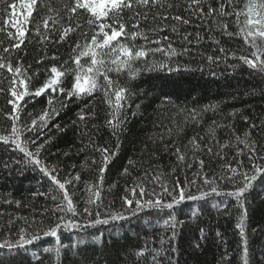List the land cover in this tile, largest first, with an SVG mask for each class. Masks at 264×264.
<instances>
[{
    "label": "trees",
    "instance_id": "1",
    "mask_svg": "<svg viewBox=\"0 0 264 264\" xmlns=\"http://www.w3.org/2000/svg\"><path fill=\"white\" fill-rule=\"evenodd\" d=\"M20 1L22 0H0V29H5L0 31V41H3L0 53H3L4 47L15 42L7 37L8 31L15 34V28L11 23L6 27L4 22H12L13 7ZM65 3H68V0H37L29 21L23 24V27L28 29L24 44L17 51L10 49L13 67L19 60L24 68L28 69L27 76L31 77V82L27 84L29 92H34L44 84L49 76L47 70L52 66L61 70L62 66L74 69L72 58L76 44L90 41L92 32L98 31L95 27L89 28L88 14L81 11L71 21L73 27L77 23L80 27L61 41V31L70 23L64 8ZM245 3L246 0H236V10L244 9ZM128 15L130 13H125L126 30L131 31L130 24L134 21L129 22ZM45 19L49 20V28L52 31L43 32ZM240 19L243 21L244 17L241 16ZM234 20V16L227 18L228 31L233 33L238 30ZM36 23L41 24V30L49 37L48 40L36 35ZM156 23L159 24L160 21L157 20ZM198 24L200 21L194 17L189 25L180 29L181 35L185 32L193 34L189 37L191 43L183 41L168 29L160 33L162 36H168L178 51L188 48L187 54L173 57L171 60L159 53L146 58L149 64L163 61L173 68L179 64L183 66L180 71L151 69L138 61L135 66L140 68L141 72L136 78L130 79L126 73H109L111 79L118 80L120 86L131 92L126 101V118L118 141L105 123L112 118L109 114L112 109L104 101L101 92L93 93L91 97H73L66 101V107L63 108L57 99L54 106L59 115L48 122L38 140V143H43L51 137L50 144L45 146L40 158L49 168L56 166L57 178L61 182L80 175L79 181L66 185V188L81 212L89 195L87 186L96 183L101 166V155L93 150L89 139L91 138L97 146L116 152L117 155L111 159L103 174L101 197L104 206L100 211L102 214L120 212L127 217L126 220L89 226L91 218L76 216L80 227L58 230L60 243L66 246L61 248L59 257L54 252L44 251L46 247L56 246V238L43 236L42 232L39 240L21 247L16 243L20 228H27L26 235L39 229L47 230L57 222L58 216L63 215H53L51 212L63 194L56 190L48 176L40 171L39 166L29 163L23 153L14 149L11 141L8 144L0 141V264H151L152 256L156 252L160 253L156 256L159 264H168L169 260L171 264H225L228 261L231 264H243L241 237L239 229L236 228L240 210L235 197L227 194L236 187L231 181L217 179L218 194L213 193L205 200H185L173 209L144 208L133 214L126 209L121 199L125 195L131 198L130 191L126 189L135 187L137 182L142 183L147 192H159V184L153 182L157 173L165 174L164 179L170 187L177 179L184 187L186 177L188 180L195 178L196 185L188 186L187 190L193 195H199V190H207L202 179L195 176L200 169V160L204 161L203 171L209 177L231 175L224 166L231 164L237 167V160H243L244 169L249 170L251 164L247 157L237 156L238 150L249 151L240 143L246 138V132L250 133L247 137L249 143L252 140L256 142V155L264 156V74L248 68L232 55L236 53V56L251 58V53L256 49L250 44H245L241 37L229 38L219 29L209 33L208 26L197 27ZM153 26L150 23H141L140 28L147 30ZM196 32L200 33L199 42ZM210 35L214 39H209ZM151 38L157 37L152 35ZM120 40L121 43H130L125 37ZM215 40L220 43L217 45ZM134 43L139 46L145 42L137 37ZM115 44L116 42H113V46ZM258 44L264 47V42L258 40ZM220 48L226 49L227 55L220 52ZM3 55L7 57L9 53ZM53 56L55 60L52 59ZM208 56L221 59L213 62L207 59ZM103 58L107 62L114 56ZM66 61L68 63L65 65ZM89 63V58L81 59V64L85 67ZM185 68L189 70H184ZM12 78L13 74L6 68L0 69V88L4 89L0 92V135H9L12 127V105L8 103V100L12 99ZM73 82L74 73H69L64 77L62 87L67 90ZM19 87L23 90V86ZM57 96L66 99V93L49 91L40 97L26 96L24 100L19 101L22 111L19 113L21 119L17 126L22 128L24 124H30L32 119L48 107L49 98ZM213 104L219 106L218 110L203 112L199 123L189 122L190 117L186 119L187 111H180L193 108L199 110L205 105ZM86 105L88 107L85 120L81 122L78 114ZM89 111L94 112V116L89 117ZM213 121L216 122L214 126ZM252 125L256 127L253 128ZM210 126L215 127L214 139L209 134ZM178 128L183 130L178 133ZM169 129L172 130L170 135ZM28 136L36 138L33 134L24 133L21 140ZM193 137L197 138V144L200 146L197 150L189 144ZM200 137H203V140ZM225 144L227 146L221 149L220 145ZM175 147H179L185 154L184 162H179L173 154ZM208 147L212 148L211 153L207 151ZM33 149L34 146L29 144V150ZM93 160L96 161L95 164L92 163ZM129 160L135 162L133 166H129ZM189 163L191 168L187 167ZM256 163L264 164V159H257ZM126 167L129 174H122ZM173 168L176 169L174 174ZM239 179L237 177V180ZM262 188L264 185L256 184L255 189L249 190L245 197V231L251 264H264ZM54 195L58 197L56 202L51 199ZM150 198L152 197L147 195L144 197ZM166 199L170 200V197ZM170 216L181 222L175 229V236L171 227L164 223ZM72 218L69 213L67 219ZM5 241H9L13 246L4 247Z\"/></svg>",
    "mask_w": 264,
    "mask_h": 264
},
{
    "label": "snow or ice",
    "instance_id": "2",
    "mask_svg": "<svg viewBox=\"0 0 264 264\" xmlns=\"http://www.w3.org/2000/svg\"><path fill=\"white\" fill-rule=\"evenodd\" d=\"M36 3L37 0H29L26 5L28 13L24 16L25 23L29 21L33 5ZM213 5L217 6L214 7ZM64 8L70 23L68 27L62 29L60 34L61 41L65 40L70 33L75 32L77 28L80 27L79 23L73 27L71 21L73 17L77 16L81 11L88 14L89 19L87 23L89 28L92 29L95 27L98 29V31L92 32L90 41H86L84 44H76V47L73 49L74 57L72 58L75 64L74 69L62 66L63 70H61V68L52 66L47 70L49 76L44 84L36 88L34 92H29L27 84L31 82V77L27 76L28 69L24 68L19 60H17L16 66L13 67L12 55L10 52V49L14 52L21 48V45H23L25 41L26 32L28 31L26 27L19 26L18 22L12 23L7 20L4 22L6 27L11 23L12 27L15 28V34L11 31L7 32L8 39L15 42L3 48V53H9L7 57H5L3 53H0V69L6 68L9 73L13 74L10 88L12 99L8 100V103L12 105V112L10 114L12 127L9 135H0V141L5 144L11 141L14 149L23 153L24 158L28 160L29 163L39 166L40 171L48 176L56 190L61 191L63 194L59 202H56L58 200L57 196L54 195L51 197V199L56 202L54 208L51 209L52 214H63L57 217V222L47 230L39 229L28 235H26L27 228H20L18 230L19 238L16 243L21 247L24 245H31L34 241L41 238L40 232H42L43 236L56 238V246L46 247L44 251L48 253L54 252L57 257L60 256L61 248L66 247L60 243L58 230L67 229L69 227H80V223L75 219L76 216L83 215L91 218L89 220V226L108 224L110 221L127 219V217L120 212H105L102 214L100 211L104 206L101 197L103 174L111 159L117 155L116 152L111 151L107 147L97 146L91 138L89 139V144L93 147V150L98 151L101 155V166L99 167V177L96 183L87 186L89 195L84 201L85 207L82 212L78 211L77 205L73 203V197L66 188V185H72L74 181H79L80 175L77 174L75 177L65 179L64 182H61V180L57 178L58 172L56 166L53 165L49 168L40 158L42 151L45 150V146L50 144L51 137L44 140L43 143H38V140L40 136L43 135V130L48 126V122L59 115L57 108L54 106L57 99L59 100L60 107L63 108L66 107V101H70L73 97L79 99L84 96L91 97L93 93L96 92L103 93L104 101L112 109L109 113L112 118L106 120L105 123L118 141L119 132L126 118L124 115L126 101L131 96V92L120 86L118 80L114 81L111 79L109 73L114 72L117 75L126 73L130 79L136 78L141 72V69L135 66L138 61L143 62L151 69L159 68L160 70H167L168 72L180 71L183 66L179 64H177L175 68L163 61L149 64L146 58L155 56L159 53L168 60H171L173 57L187 54L189 51L188 48L185 47L181 51H178L173 47L171 39L168 36L160 35V33L168 29L171 33L180 36L183 41L191 43L192 41L189 37L193 34L185 32L181 35L180 29L189 25L194 17L200 21L197 27L201 25L208 26L209 33L219 29L223 34L229 36V38L238 36L243 39L245 44H250L252 48L256 49L251 53V58L244 55L236 56V53H232V55L244 65L248 66V68L264 74V47H260L258 44V40L264 42V0H246L244 9L240 11L236 10V0H68ZM49 10L51 11V9ZM125 13H130L127 17L129 22L134 21V23L130 24L131 31L126 30ZM233 16L235 17L233 23L238 29L235 33L228 31L229 23L227 22V18ZM241 16L244 17L243 21L240 19ZM157 20L160 21L159 24L156 23ZM167 21H172V23L169 24ZM54 23H56V21H54ZM141 23H150L154 26L144 30L140 28ZM4 30L5 29H0V31ZM48 31H52V29L49 28V20L45 19L43 21V32ZM43 32L41 30V24L36 23V35L40 36L43 40H48L49 37L44 35ZM81 35H84V33H81ZM152 35H155L157 38L152 39ZM195 35L197 37V42H199L201 38L200 33L196 32ZM121 37L128 38L130 43H121ZM137 37L143 39L145 43L137 46L134 43ZM209 39L214 38L210 35ZM113 42H116L115 46H113ZM215 43L218 45L220 41L215 40ZM2 44L3 41H0V45ZM152 45L155 46L153 47ZM219 50L227 55L226 49L220 48ZM77 52L78 54H75ZM108 55H112L114 58L106 62L103 57ZM83 57L90 59V63L87 67L81 64V59ZM52 59L55 60V56H53ZM207 59L215 62L221 59V57L214 58L208 56ZM67 63L66 61L65 65ZM108 64L111 66H108ZM184 70L189 69L185 68ZM69 73H74V82L71 84V87L66 90L62 85L64 83V77ZM19 86H23V90H20ZM3 91L4 89L0 88V92ZM49 91H51V93H66V99L60 96L50 97L48 100V107L45 108L40 115L32 119L30 124H24L22 128L18 127L17 122L21 119L19 113L22 111V106L19 104V101L24 100L26 96L40 97ZM122 101L125 103H122ZM87 107L86 105L85 109H81V112L78 114L81 122L85 120V111ZM218 107V105L213 104L205 105L199 110L193 108L191 110L180 109V111H187L188 116L186 119L190 117L189 122L199 123L203 118V112L218 110ZM137 108H139V105H137ZM88 116H94V112L89 111ZM245 120H247V117H245ZM215 123L216 122L213 121V126ZM213 126L209 127V134L214 139L215 127ZM252 127L254 128L256 126L252 125ZM57 128H59V126H57ZM182 130V128H178V133ZM171 131V129L168 130L169 135ZM24 133L33 134L36 138L33 139L32 136H28L26 139L21 140V136ZM249 135L250 133L246 132V138L240 141L249 151H237V156L245 155L247 157V160L251 164L249 170L246 171L244 169L243 160H237V167H233L231 164L224 166L230 171L231 175L221 177L213 175L209 177L207 173L203 171L204 161L200 160V169L195 173V176L202 179L203 185L207 186V190H199V195H193L187 190L188 186L196 185L197 180L195 178L188 180L186 177L184 187L180 185V181L177 179L170 187L168 181L164 179L165 174L157 173L153 177V182L159 184V192L155 190L147 192L144 185L137 182L135 187L126 189V191H130L131 198L127 195L121 197L123 205L127 210L132 211L133 214L142 211L144 208L173 209L174 206L181 204L185 200H205L213 193L218 194L219 185L217 184V179L221 181H231L236 187L227 194L235 197L240 210L236 228L239 229V235L241 237L243 264H251L248 259V239L245 231V197L249 190L255 189L256 184L264 185V164L256 163L257 159H264V156L258 157L256 155V142L252 140L251 143H249L247 139ZM200 139L203 140V137H200ZM237 139L239 140V137H237ZM29 144L34 146L33 150H29ZM189 144L192 145L194 150L200 148L199 144H197L196 137H193L189 141ZM226 146V144L220 145L221 149ZM118 147L119 143H117V148ZM207 151L211 153L212 148L208 147ZM173 154L176 155L179 162H184L186 159L185 154L181 152L179 147H175V152ZM216 155H220V153H216ZM92 163L95 164L96 161L93 160ZM134 163L135 162L132 160L128 161L129 166H133ZM191 166L190 163L187 164L188 168H191ZM175 171L176 169L173 168L172 173L174 174ZM122 174H129L127 167L123 170ZM237 177L240 179L237 180ZM262 190H264V188H262ZM137 193L139 198H137ZM146 195L152 198L144 199ZM168 197H170V200L166 199ZM133 205H135L134 208ZM69 213L72 214V219H67ZM9 223L11 224L12 222L9 221ZM164 223L171 227L173 236H175V229L181 222L177 221L175 217L170 216ZM29 227H31V225H29ZM96 239L98 240L99 237ZM3 246L11 248L13 245L9 241H5ZM145 251L148 250L145 249ZM157 255H160V253L156 252V254L152 256L151 264H159V261L156 259ZM168 264H171V260H169ZM225 264H231V262L228 261L225 262Z\"/></svg>",
    "mask_w": 264,
    "mask_h": 264
},
{
    "label": "rangeland",
    "instance_id": "3",
    "mask_svg": "<svg viewBox=\"0 0 264 264\" xmlns=\"http://www.w3.org/2000/svg\"><path fill=\"white\" fill-rule=\"evenodd\" d=\"M28 4V1L22 0L18 2L13 7L12 11V23H19V26L23 27L24 22V16L27 15L28 9L26 5Z\"/></svg>",
    "mask_w": 264,
    "mask_h": 264
}]
</instances>
